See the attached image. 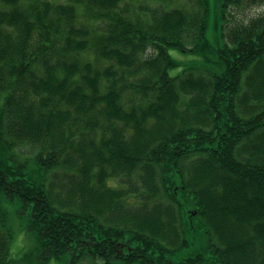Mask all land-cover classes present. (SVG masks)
<instances>
[{"label":"trees","instance_id":"16d2710c","mask_svg":"<svg viewBox=\"0 0 264 264\" xmlns=\"http://www.w3.org/2000/svg\"><path fill=\"white\" fill-rule=\"evenodd\" d=\"M121 1L0 0V264H264V0Z\"/></svg>","mask_w":264,"mask_h":264},{"label":"rangeland","instance_id":"374dc122","mask_svg":"<svg viewBox=\"0 0 264 264\" xmlns=\"http://www.w3.org/2000/svg\"><path fill=\"white\" fill-rule=\"evenodd\" d=\"M60 1H67V0H60ZM207 3L209 7V16H208V26L206 30V36L210 41H213L214 40V28H213L214 17L216 15V11L219 6V1L218 0H207ZM140 4H145V6H151V7H155L157 5H160L163 7H167V6L173 7V6L183 5L185 7H188V9H191V7H189L190 0H154V2L152 3H147L145 2V0H122L119 3L118 9L121 10L123 8H126L127 9L126 11L129 14L140 13V12H136ZM262 12H264V7L260 5L247 8L243 11H236L238 18L241 20H247L250 17L261 14ZM169 52L172 56L179 58V59L194 57V55L190 53L187 54L185 52H180L174 49H170ZM114 182L115 181L112 179L108 180V183L110 185H113ZM25 221H26V215L25 213H22V217H19L16 214L12 215L11 222H10L12 231L14 233L10 241V252L16 258H22L24 256H33L34 251H35L34 249L35 241H34L32 234H30L28 231L22 228V224H24ZM27 261L29 264H36L35 259L32 257L29 258ZM22 263L25 264L23 261ZM48 264H66V263L64 261L50 260ZM83 264H87V263H83Z\"/></svg>","mask_w":264,"mask_h":264}]
</instances>
